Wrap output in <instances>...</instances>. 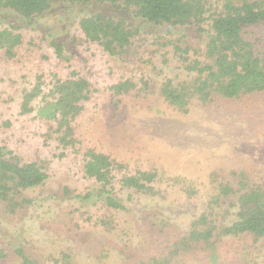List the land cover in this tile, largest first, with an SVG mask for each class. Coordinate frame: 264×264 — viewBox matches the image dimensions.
Listing matches in <instances>:
<instances>
[{
  "label": "rangeland",
  "instance_id": "1",
  "mask_svg": "<svg viewBox=\"0 0 264 264\" xmlns=\"http://www.w3.org/2000/svg\"><path fill=\"white\" fill-rule=\"evenodd\" d=\"M208 1L215 9L221 5V0ZM95 12L138 26L128 59L110 56L85 40L79 20ZM135 19L133 8L124 2L58 3L31 22L0 11V28L17 24L23 36L14 58L6 59L0 50V143L25 160L46 163L48 173L43 185L23 192L32 204L10 213L0 201V247L8 254L0 264H19L13 253L16 246L40 264H52L62 252L71 254L74 264H139L167 252L202 212L217 224L232 217V200L210 204L218 182L236 185L234 172H243L249 182L264 183V90L237 99L213 96L206 103L193 98L187 111L169 105L159 94L163 78L177 82L193 76L183 68L172 43L189 45L188 55L202 58L205 38L187 25H135ZM209 22L208 18L206 27ZM48 29L60 30L69 62L54 55ZM254 31L258 36L263 28ZM69 63L92 88L73 122L80 141L76 149H64L53 136H45L50 123L35 111L19 113L23 90L41 76L46 94L53 75L65 77ZM142 77L150 82L147 92L137 88L114 95L110 89L119 80L138 82ZM40 101L41 97L33 101L35 109ZM86 147L124 162L131 172L156 171L158 192L150 195L115 184L125 211L69 197L65 187L85 193L96 186L83 172ZM218 242L215 262L205 254L188 253L174 258L173 264H264V237L241 234Z\"/></svg>",
  "mask_w": 264,
  "mask_h": 264
},
{
  "label": "trees",
  "instance_id": "2",
  "mask_svg": "<svg viewBox=\"0 0 264 264\" xmlns=\"http://www.w3.org/2000/svg\"><path fill=\"white\" fill-rule=\"evenodd\" d=\"M64 2L73 5L124 2L133 8L135 25H187L196 35L204 37L202 58L188 55L191 46L181 47L180 43H172L175 53L181 54L179 58L183 68L193 76L177 82L164 77L159 94L169 105L181 111H187L193 98L206 103L213 96L237 99L264 90V43H260L264 42V0H221L217 9L208 0H0V11H12L31 22L35 16H41L52 6ZM208 18L210 22L206 27ZM79 28L87 42L100 46L110 56L125 59L131 56L132 42L139 31L138 26H129L123 18L103 12L83 16L79 20ZM260 28L263 31L257 36L254 30ZM59 29L47 30L48 45L58 60L69 62L70 56L65 52ZM22 40L19 25L0 28V50L6 59L14 58ZM193 53L197 54L196 51ZM67 67L65 77L53 75L52 87L46 94L43 93L41 76L37 77L33 86L24 89L19 113L26 115L35 111L38 118L50 123L45 136H53L64 149H76L80 141L73 122L90 99L92 88L88 78L70 63ZM137 88L147 92L150 89L149 80L142 77L136 82L125 78L110 85L114 95ZM38 97L42 101L35 109L32 103ZM5 124L9 125L10 121ZM83 157V172L96 186L85 193L64 188L65 194L83 204L102 202L110 209L127 210L124 201L115 193V184L150 195L158 192L154 186L157 178L154 170L137 169L131 172L124 162L93 147H86ZM46 168V163L25 160L9 146L0 143V201L8 212L15 213L32 204V199L23 192L45 183L48 178ZM234 175L238 180L236 185L229 180L220 181L216 185L217 194L210 198V204L215 206L232 200L230 206L233 213L228 221L217 224L209 214L202 212L190 223L187 233L172 242L167 252L150 256L139 264H173L174 258L188 253L205 254L208 260L215 262L218 241L222 237L241 234L264 237V183L249 182L243 172H234ZM99 222L104 223V220ZM13 253L19 264H40L20 246L14 247ZM7 256V252L0 247V263ZM72 260L71 254L62 252L52 264H74Z\"/></svg>",
  "mask_w": 264,
  "mask_h": 264
}]
</instances>
